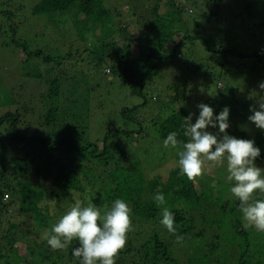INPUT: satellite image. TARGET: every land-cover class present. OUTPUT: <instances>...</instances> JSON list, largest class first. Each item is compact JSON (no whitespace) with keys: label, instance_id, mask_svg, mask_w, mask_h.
I'll list each match as a JSON object with an SVG mask.
<instances>
[{"label":"trees","instance_id":"16d2710c","mask_svg":"<svg viewBox=\"0 0 264 264\" xmlns=\"http://www.w3.org/2000/svg\"><path fill=\"white\" fill-rule=\"evenodd\" d=\"M37 1L33 14H48L50 18L58 16V21L68 22V27L75 30L78 41L89 39L96 42L97 48L92 49L91 44L85 48L96 61L111 60L114 72L130 93L143 99L141 105L121 111L123 119L139 124L136 119L138 111L147 104L146 86L161 71L165 61L182 56V46L186 51L184 45L188 44L192 53L194 41L198 39L209 58L227 57L230 51L226 47L232 40L233 29L226 24L232 25L230 22L237 15V9L245 11L250 26L264 29V0H187L195 6L189 7L188 13L185 12L186 4L178 3L180 0H158L151 7L149 31L143 36L126 35L129 28L119 27V19L104 7L103 0ZM5 2L0 0L2 33L11 30L5 21L10 16ZM132 45L137 51L135 56L132 55ZM263 55L259 51L253 56L261 63ZM24 56L32 58L30 54ZM44 60L50 61L48 58ZM172 92L173 96L166 104L170 109L167 107L168 115L164 121L156 118L152 124H141L137 133L109 131L100 145L86 143L79 147L51 135L32 137L25 134L15 114L0 115V264H61L64 258L67 259L65 264H78L71 255L77 241L74 240L64 251L50 250L46 242H36V229H28V234L24 231L27 224L33 221L32 213L60 219L74 206L78 194L81 197L78 199L85 206L92 202L101 213L118 198L125 200L131 208V224L136 225L135 240L128 241L118 253L116 264H179L170 251L171 245L182 246L189 244L188 241L201 239L205 221L214 216L224 219L222 228L225 225L239 240L243 238L246 226H242L245 223L238 209L239 202L235 200L231 206L229 202L217 205L224 184L219 178L211 179L202 174L195 180H189L180 174L177 163L165 177L154 172L149 174L138 159L130 158L126 151L118 150L112 143L117 136L129 139L134 134L143 135L146 127L154 129L152 135L158 140L163 141L175 131L179 140L187 142L182 128L187 115L182 106L176 108V102L181 99L180 93L175 89ZM225 107L230 109L229 123L246 120L244 113L234 106L219 107V112ZM262 142V137L256 134L255 146L259 148ZM177 148L182 150V146ZM255 162H264V153ZM86 188L90 195L82 198L84 192L81 189ZM157 191L164 193L166 206L174 213L177 234L183 237L179 243L159 223L161 209L153 201ZM41 202L42 208L38 206ZM28 216L29 221L26 222ZM141 227L150 230L149 238H142ZM163 231L168 235L167 241L170 240L167 243L161 237ZM206 240L205 251L195 255L201 259L200 264L211 263L213 255L219 250L218 236H210ZM200 241H205V238ZM233 246L223 258L225 262L237 259L233 264H251L246 251L248 242L239 251ZM194 261L195 258L189 257L186 264H193Z\"/></svg>","mask_w":264,"mask_h":264},{"label":"rangeland","instance_id":"374dc122","mask_svg":"<svg viewBox=\"0 0 264 264\" xmlns=\"http://www.w3.org/2000/svg\"><path fill=\"white\" fill-rule=\"evenodd\" d=\"M3 1L7 2L5 8L10 12L5 21L11 30H4L2 33L0 28V115L15 114L25 134L32 137L51 135L72 146L80 147L86 143L100 145L109 131L137 133L141 124H152L156 118L164 121L168 115L167 107L170 109L166 104L169 97L173 96L172 89H175L181 96L179 105L176 102V108L182 106L187 117L192 114L193 123L198 115L197 105L201 103L211 106L214 116L219 113V107L223 106H234L242 111L246 120L229 123L227 133L237 139L253 141L256 134L260 135L263 142L259 149L264 153V131L256 129L248 121V117L252 115L250 108L257 109V99L264 95V90L259 88L264 82V55L260 58L261 63L253 56L259 54L260 49L264 50V29L261 30L256 25L250 26L243 9H237V17L230 22L232 25L226 24L233 29L232 40L226 47L230 51L227 57L209 58L201 40L197 39L192 53L187 44L184 45L186 51L183 46L181 48L182 56L164 62L161 71L145 88L147 104L138 111L136 119L139 124L123 119L121 111L141 105L143 99L130 93L114 72L111 60L98 62L88 54L85 50L87 44H91L92 49L97 48L95 41H78L75 30L68 27V22L58 21V16L50 18L48 14H33L37 0ZM157 2L158 0H103V5L119 19V27L129 28V34L126 35L143 36L149 31L147 28L151 7ZM178 3L186 4L187 13L190 12L189 7H195L187 0H180ZM232 10L233 7L230 11ZM1 18L3 17L0 16ZM215 38L217 39L216 36ZM24 54H30L32 58L27 59ZM36 54H39L38 57ZM136 54V48L132 45V55ZM153 130L146 127V134H134L129 139L117 136L112 143L118 150L126 151L130 158L138 159L141 167L149 174H161L165 177L168 170L175 167L178 161L176 155L181 150L163 148L162 141L153 137ZM208 130L216 132V129ZM255 164L264 169V162ZM203 176L219 178L224 182L219 196L221 200L217 205L229 202L231 206L235 200L229 191L231 183L226 181V162L220 166L205 161ZM81 191L84 192L81 194L82 198L90 195L88 188ZM216 192L219 193V190L216 189ZM78 198H81L79 194L76 200ZM38 206L42 208V202ZM32 217L33 221L24 228L25 233L28 229H36V242H46L45 233L50 232L51 226L59 219L54 216L41 217L35 213H32ZM28 218L29 216L24 218L26 222L29 221ZM222 221L224 219L217 216L205 221L203 242L200 241L201 238L188 241L189 244L182 246L171 245L170 251L177 262L186 264L189 257H192L196 259L193 264H200L198 262L201 259L195 255L205 251L207 238L218 236L219 250L209 264L235 263L237 259L225 262L223 258L230 246L234 245L233 248L239 251L240 247L247 246V242L246 251L251 264H264V233L257 234L254 229L246 227V234L239 240L225 225L222 228ZM135 226L130 224L127 242L135 240ZM140 230L143 232V239L149 238L150 230L143 227ZM198 232L199 228L196 229V233ZM162 233V239L169 242L168 235L164 231ZM66 262L67 259L64 258L61 264Z\"/></svg>","mask_w":264,"mask_h":264},{"label":"clouds","instance_id":"9594fccd","mask_svg":"<svg viewBox=\"0 0 264 264\" xmlns=\"http://www.w3.org/2000/svg\"><path fill=\"white\" fill-rule=\"evenodd\" d=\"M264 90V82L259 85ZM257 109L250 108L252 115L248 121L256 129L264 131V95L257 99ZM198 115L193 123L189 114L183 119V136L187 142L178 139V133L170 132L162 141L165 149H176L177 165L180 174L195 180L203 174L205 161L214 165L226 162V181L231 183L230 194L239 202L238 209L246 227L264 232V169L257 167L255 161L261 150L253 140L237 139L227 133L229 124L228 107L214 116V109L207 104H198ZM208 129H217L215 133ZM257 195L254 196L253 194ZM156 206L161 209L159 223L175 236L176 242L183 237L177 234L174 213L166 206L162 191L153 196ZM131 208L123 199H116L103 214L92 202L85 206L77 199L55 224L45 233L47 245L52 250L67 249L75 240L77 246L71 255L78 264H116L118 253L125 247L130 229Z\"/></svg>","mask_w":264,"mask_h":264},{"label":"built area","instance_id":"2783aa9c","mask_svg":"<svg viewBox=\"0 0 264 264\" xmlns=\"http://www.w3.org/2000/svg\"><path fill=\"white\" fill-rule=\"evenodd\" d=\"M260 52L263 53V49H261Z\"/></svg>","mask_w":264,"mask_h":264}]
</instances>
